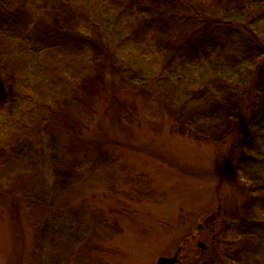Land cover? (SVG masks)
<instances>
[{
	"label": "rangeland",
	"instance_id": "1",
	"mask_svg": "<svg viewBox=\"0 0 264 264\" xmlns=\"http://www.w3.org/2000/svg\"><path fill=\"white\" fill-rule=\"evenodd\" d=\"M218 1L224 8L235 3ZM259 4L264 35V0ZM129 20L141 41L163 52L169 70L186 63L206 72L190 83L174 80L166 93L139 94L140 86L121 77L98 29L71 1L31 0L15 12L0 10L1 44L65 58L90 48L98 68L83 93L63 102L33 138L0 150V187L11 191L19 210L14 218L1 200L0 264H157L175 254L177 264H244L236 250L250 229L240 221L252 217L250 193L264 180L234 168L239 131L252 130L237 62L221 54L228 45L222 38L173 44L167 21L149 6L133 8ZM206 52L217 65L211 73L201 57ZM262 61L248 56L242 72L253 75ZM117 106L131 123L146 116L158 154L125 144L130 128L121 131L108 121ZM168 109L177 123L169 134ZM258 124L264 129V121ZM92 133L104 143L96 144Z\"/></svg>",
	"mask_w": 264,
	"mask_h": 264
},
{
	"label": "trees",
	"instance_id": "2",
	"mask_svg": "<svg viewBox=\"0 0 264 264\" xmlns=\"http://www.w3.org/2000/svg\"><path fill=\"white\" fill-rule=\"evenodd\" d=\"M25 1L31 0H0V10L15 12ZM69 1L98 29L100 45L112 57L121 77L131 79L140 86L139 94L156 89L166 93L170 91L168 84L174 80H188L190 83L193 76H200L202 71L191 69L186 63L169 70L163 52L137 37L136 27L129 20L133 8L149 6L155 15L165 18L169 28L167 36L173 44L203 38L225 40L228 45L221 54L232 56L237 62L235 73L245 87L244 95H241L242 106H247L245 118L252 128L250 132L240 130L241 134L238 133V147L233 149L234 168L238 172L244 169L264 180V129L259 130L258 127V123L264 121V35L258 29L262 13L259 0H233L235 3H229L225 8L218 0ZM252 55L263 56L262 65L256 68L253 75L241 69L247 63V57ZM201 57H204L202 60L208 65L205 64V67L209 73L217 68L211 63L213 53L208 55L206 52ZM228 63L226 65L231 64ZM219 64L225 66L220 60ZM97 71L95 55L90 48L75 58H65L45 50L33 52L15 44L0 43V150L14 149L20 141L33 138L42 122L57 112L63 102L83 93L87 80ZM235 73L226 71L225 74L234 76ZM113 88L114 84L110 83V89ZM255 107L260 108L259 112L256 113ZM171 110L167 111V117L171 119L167 126L168 134L170 125L174 131L177 127ZM250 111L256 114L250 117ZM108 112L112 113L111 106ZM113 112H117V116L111 117L108 121L114 122L110 123L121 131L130 128L125 144L136 150H150L147 153L151 155L158 154L152 145L155 131L145 115H137L131 123L125 119L119 106ZM92 135L98 140L96 144L104 143L100 136ZM254 190L257 189L250 186V191ZM11 194V191L0 187V204L1 200L9 204L13 212L11 215L15 218L19 210ZM250 194L248 208L253 207L254 213L251 218L243 217L244 221H240L250 230L236 250L237 260L244 264H264V204L261 201L264 187ZM2 207L0 205V209ZM221 228L226 232L229 225ZM17 256L21 257L22 253Z\"/></svg>",
	"mask_w": 264,
	"mask_h": 264
},
{
	"label": "water",
	"instance_id": "3",
	"mask_svg": "<svg viewBox=\"0 0 264 264\" xmlns=\"http://www.w3.org/2000/svg\"><path fill=\"white\" fill-rule=\"evenodd\" d=\"M178 262V254H175L173 257L161 256L158 259L157 264H177Z\"/></svg>",
	"mask_w": 264,
	"mask_h": 264
}]
</instances>
